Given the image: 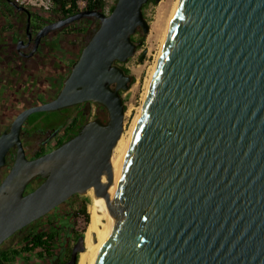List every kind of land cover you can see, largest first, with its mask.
<instances>
[{"label":"water","instance_id":"obj_1","mask_svg":"<svg viewBox=\"0 0 264 264\" xmlns=\"http://www.w3.org/2000/svg\"><path fill=\"white\" fill-rule=\"evenodd\" d=\"M148 1L117 0L109 14L84 8L63 21L91 17L99 26L57 98L23 111L0 137V164L32 112L96 101L108 121H88L31 160L18 148L0 184V245L92 190L110 225L92 264H264V0H178L113 170L126 111L120 91L133 83L115 62L136 53L138 29L148 33ZM36 176L44 180L25 193ZM83 242L78 236L65 264H77Z\"/></svg>","mask_w":264,"mask_h":264},{"label":"flooded vegetation","instance_id":"obj_2","mask_svg":"<svg viewBox=\"0 0 264 264\" xmlns=\"http://www.w3.org/2000/svg\"><path fill=\"white\" fill-rule=\"evenodd\" d=\"M45 12L19 0H0V137L11 133L14 121L23 111L57 98L83 47L96 30L93 25L83 27L86 21L98 22L96 18L63 23L73 14ZM55 24L59 26L38 36L46 26ZM93 120L108 121L106 107L96 101L30 113L4 154L0 164V184L14 165L19 147L27 159H34L76 136L88 121ZM43 180L40 176L33 177L26 185L25 193ZM38 222L16 230L2 242L0 249L11 251L17 244H24L32 233L38 232ZM77 238L67 253L63 252L67 255L58 264L68 262Z\"/></svg>","mask_w":264,"mask_h":264},{"label":"rangeland","instance_id":"obj_3","mask_svg":"<svg viewBox=\"0 0 264 264\" xmlns=\"http://www.w3.org/2000/svg\"><path fill=\"white\" fill-rule=\"evenodd\" d=\"M21 3L31 5L42 12L50 10H43L39 8L35 3H39V0H19ZM117 0H104L103 13L109 14L110 7L115 4ZM172 0H160L155 3L153 0L148 1L144 4L142 8V13L149 25V30L147 34H144L141 29H138L134 36V42L137 44V51L132 56L129 57L126 62H115V65L125 68L128 70V74L133 76V83L127 90H121L120 93L123 98L125 105V115H124V129L129 125L131 113H135V109L132 112L129 110L130 107H138L141 103L142 93L145 89L146 79L149 77V72L152 64L154 63L156 53L158 51L159 37L160 33L163 32L165 21H162L163 16H168L170 11V5ZM79 11L85 8V2L78 0L77 2ZM46 13V12H45ZM99 22L96 20H89L84 23L83 27H89L93 25L94 29L98 28ZM158 31V33H157ZM160 32V33H159ZM159 36V37H158ZM142 39L140 40V38ZM140 43V44H138ZM145 51L146 54L142 61H139V56ZM129 110V111H128ZM86 201V209L89 214L90 219V208L92 206V201L87 194L83 195H73L67 199L63 204L56 206L52 209L50 214L37 220L39 221L36 227V231L47 230L56 231L57 238L55 239V251L54 255L50 257H39L36 253L28 254L25 252L21 253V249L24 247L23 243L17 244L11 249L20 251V254L16 256L14 262L9 264H53L61 263L63 257H66L67 249H70L75 239L78 237L80 230L82 229L84 222L78 223L73 222L71 215L78 209L81 203ZM53 211V212H52ZM36 222V221H35ZM87 224L85 226L86 230ZM84 230V233H85ZM84 236V234H83ZM66 252L63 255V252ZM79 256V254H78ZM78 261V260H77Z\"/></svg>","mask_w":264,"mask_h":264},{"label":"bare ground","instance_id":"obj_4","mask_svg":"<svg viewBox=\"0 0 264 264\" xmlns=\"http://www.w3.org/2000/svg\"><path fill=\"white\" fill-rule=\"evenodd\" d=\"M177 3H178V0H172L168 16L162 17V21H165V26H164L163 32L162 33L159 32L161 36L160 37L158 36L159 37L158 51L156 53L154 63L152 64L150 68L149 77L148 79H146L147 81H146L145 89L142 93L141 103L136 108L133 106L129 108L131 112L132 110L135 109V113L134 114L131 113L129 125L125 127V131L122 133L120 139L118 140L116 146L113 149V153L111 157V165H112L113 170L115 168V165H116V162L118 160L120 153L122 152L124 147H128L129 142L131 140L135 123L143 107V104L146 98L147 88L149 86L151 76L153 74L160 51L162 49L163 42L167 34L168 26L171 21L172 15L176 9ZM87 195L92 201V206L89 210L91 216L87 223V227L84 233V242H83L84 250L80 252L78 256L77 264H92L93 263L96 257V254L98 253L99 249L104 243L107 237V234L109 232V228H110V225L108 223H103L104 214L101 209V202L96 197H94L92 190H89Z\"/></svg>","mask_w":264,"mask_h":264},{"label":"trees","instance_id":"obj_5","mask_svg":"<svg viewBox=\"0 0 264 264\" xmlns=\"http://www.w3.org/2000/svg\"><path fill=\"white\" fill-rule=\"evenodd\" d=\"M85 2V8L94 9L98 11H103L104 8V0H82ZM151 1V0H149ZM53 8L52 11L55 14H61L66 16V14H75L79 11L78 0H52ZM144 6V5H143ZM114 5L110 7V12L112 11ZM99 22V21H98ZM99 26V24H98ZM131 39L134 40V36H131ZM142 37L140 38V40ZM124 72L128 73V70L123 68ZM105 123V121L103 122ZM86 201L84 200L81 205L76 209L71 218L73 222H76L77 217H81L83 219L84 225L80 230L79 236H83L85 226L89 221V214L86 209ZM56 231H47L40 230L36 233H32L24 243V247L21 249V253L25 252L28 254L36 253L39 257H50L54 255L55 251V239H56ZM20 254V251L12 250L6 251L4 249H0V264H9L15 261L16 256ZM58 264V263H55Z\"/></svg>","mask_w":264,"mask_h":264},{"label":"built area","instance_id":"obj_6","mask_svg":"<svg viewBox=\"0 0 264 264\" xmlns=\"http://www.w3.org/2000/svg\"><path fill=\"white\" fill-rule=\"evenodd\" d=\"M35 5H37L39 8L43 10H50L51 8H53L52 0H39V3H35ZM76 221L78 223H81L83 222V219L81 217H77Z\"/></svg>","mask_w":264,"mask_h":264}]
</instances>
